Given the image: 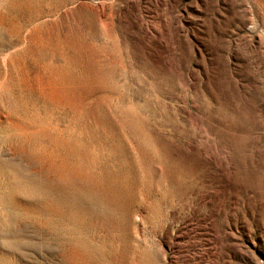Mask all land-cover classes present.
Returning <instances> with one entry per match:
<instances>
[{"label":"rangeland","instance_id":"obj_1","mask_svg":"<svg viewBox=\"0 0 264 264\" xmlns=\"http://www.w3.org/2000/svg\"><path fill=\"white\" fill-rule=\"evenodd\" d=\"M0 264H264V0H0Z\"/></svg>","mask_w":264,"mask_h":264}]
</instances>
